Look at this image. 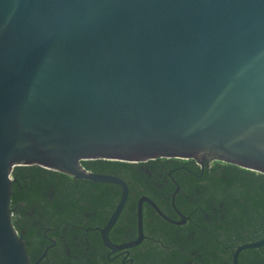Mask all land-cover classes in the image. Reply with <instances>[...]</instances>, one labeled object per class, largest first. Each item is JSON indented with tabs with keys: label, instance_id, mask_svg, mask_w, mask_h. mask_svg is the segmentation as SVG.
I'll use <instances>...</instances> for the list:
<instances>
[{
	"label": "water",
	"instance_id": "95a60500",
	"mask_svg": "<svg viewBox=\"0 0 264 264\" xmlns=\"http://www.w3.org/2000/svg\"><path fill=\"white\" fill-rule=\"evenodd\" d=\"M155 158L264 174V0H0V264L47 254L14 226V167L120 185L116 251L144 239V201L170 219L142 197L138 237L113 243L129 186L82 161Z\"/></svg>",
	"mask_w": 264,
	"mask_h": 264
},
{
	"label": "trees",
	"instance_id": "16d2710c",
	"mask_svg": "<svg viewBox=\"0 0 264 264\" xmlns=\"http://www.w3.org/2000/svg\"><path fill=\"white\" fill-rule=\"evenodd\" d=\"M173 160L176 163L165 169H161L156 160L82 161L87 170L117 175L129 185L127 202L110 232L113 241L124 242L137 237L135 213L137 200L143 194L155 200L168 216L177 217L172 214L171 200L166 198H171L170 193L177 186L171 180L163 187L158 186L159 182L154 183L159 171H171L181 189L175 197V205L189 217L187 224L180 227L159 214L152 215L147 206L144 208L145 234L169 246V250L162 248L164 254L169 255L164 260L167 264H173L178 255L184 256L181 258L184 262L191 251L203 255L208 264H232V255L239 246L264 239L263 173L221 161L201 168L194 159ZM181 165L185 168H179ZM12 177L13 223L23 234L31 263L48 247L47 255L39 264H48L55 256L71 260L67 248L74 255L72 259H77L86 251V238L92 240L91 250L100 246L101 238L94 228L104 226L116 209L122 195L120 185L77 179L39 165L16 166ZM177 238L180 240L176 241ZM155 244L158 243L152 239L144 242L148 247L143 253L146 264H158L157 252L149 250ZM238 264H264V245L241 250Z\"/></svg>",
	"mask_w": 264,
	"mask_h": 264
},
{
	"label": "flooded vegetation",
	"instance_id": "af4514ba",
	"mask_svg": "<svg viewBox=\"0 0 264 264\" xmlns=\"http://www.w3.org/2000/svg\"><path fill=\"white\" fill-rule=\"evenodd\" d=\"M173 159H176V158H155V159H150V160H156V162H158V166H161V169H165L167 166L170 167L172 164H175L176 161L173 160ZM178 159H182V158H178ZM185 160H189V159H185ZM195 160V159H194ZM149 160L147 161H144V162H148ZM196 161V160H195ZM196 163L198 165L201 166V168H203L206 164H211L209 162H205L204 165L202 166L200 163H198L196 161ZM179 168H185L183 165H181ZM149 175H151L152 173L150 171H148ZM171 180V181H170ZM170 182H174L175 185L177 186L176 190L172 193H170L171 198L169 197H166L167 200H171V205L174 209L173 211V215L174 216H177L176 218L175 217H170L168 216L159 206L158 204L155 202V200H153L152 198H150L147 194H143L141 195L138 200H137V209H136V217H137V229H138V202L139 200L142 198V197H148L150 199H152L156 204L157 206L160 208V210L172 221L170 220H167L166 218L162 217L157 211L156 209L151 205L149 204L148 202L144 201L143 202V231H144V208L145 206H147L148 208H150L151 210V214H159L163 219H165L166 221L170 222L171 224H174V225H177V226H184L187 224L188 222V216L187 215H184L179 209L178 207L175 205V197L176 195L178 194V192L181 190L180 189V186L178 184V182L176 181V179L172 176V173L171 171H167L166 173L165 172H161L159 171L157 174H156V179L154 180V183H158V186L159 187H163L165 183H169ZM129 186V185H128ZM179 187V188H178ZM129 193H130V189H129ZM175 193V195H174ZM188 198H189V195H188ZM114 212V211H113ZM121 216V215H120ZM190 216V215H189ZM108 222V221H107ZM106 225V224H105ZM104 225V226H105ZM102 226V227H104ZM115 226V225H114ZM113 226V227H114ZM101 226H97L94 228V230H97L98 233H99V236L101 238V244L100 246L97 248V249H93L91 250V246H92V240L89 239V238H86V241H85V244H86V251L82 253L81 256H77V259H72V257L74 255L71 254L70 252V249L67 248V254L69 255V257L71 258V260H64L63 259V256H59V257H56L54 259H49V263L48 264H61V262L59 261V259L61 261H68L70 262L69 264H146L144 262V259H143V253L145 250H147L148 247H146L144 245V242H146L147 240L149 239H152L154 242L158 243L156 246H152L149 250H154L155 252H157L158 254V264H167L164 260H165V257H169V255H165L164 252L162 251V248H164L165 250H169V246L166 245L165 243H163L162 241H160L159 239H155L154 237L151 238V237H148L146 236L145 234V231H144V234H145V237L144 239L142 240V242L140 244H138L137 246H134L132 248H128V249H120V250H116V251H113V250H110L108 247L105 246L103 240H102V236H101V231H100V228H102ZM112 227V228H113ZM112 230V229H111ZM110 230V232H111ZM110 232H109V238L110 240L115 243V244H123V243H127L131 240H128V241H124V242H116V241H113L111 236H110ZM137 237H138V234H137ZM136 237V238H137ZM134 238V239H136ZM188 239V238H187ZM190 239V238H189ZM176 241L177 240H180L179 238L175 239ZM56 243V241H55ZM55 243L51 245V247H54L55 246ZM49 248V247H48ZM48 248L45 250L47 251L48 253ZM44 251V252H45ZM195 251H191L192 254L188 255V259H186L184 262H181V258L184 257L182 255H178L176 256V258L174 259V263L173 264H200V262H203L205 264H208L204 258H203V255H197L194 253ZM44 255V253H43ZM42 255V256H43ZM47 254L44 255V257L46 256ZM173 257L175 256V254H171ZM41 256V257H42ZM43 257V258H44ZM40 258V257H39ZM38 258V259H39ZM59 258V259H58ZM37 259V260H38ZM36 260V261H37ZM42 261V260H41ZM40 261V262H41ZM148 264H150L149 262H147Z\"/></svg>",
	"mask_w": 264,
	"mask_h": 264
}]
</instances>
